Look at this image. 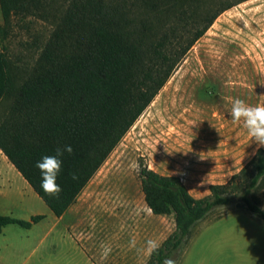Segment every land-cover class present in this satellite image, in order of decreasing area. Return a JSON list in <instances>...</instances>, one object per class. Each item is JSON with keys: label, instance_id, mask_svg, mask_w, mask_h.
<instances>
[{"label": "rangeland", "instance_id": "obj_1", "mask_svg": "<svg viewBox=\"0 0 264 264\" xmlns=\"http://www.w3.org/2000/svg\"><path fill=\"white\" fill-rule=\"evenodd\" d=\"M71 1L29 0V12L13 14L8 24L0 5V51L20 71L31 69ZM156 1L163 11L150 18L166 24L156 38L181 18L203 15L192 0ZM124 2L138 15L143 10L140 0ZM235 98L264 105V0L222 12L195 42L82 190L65 215L67 229L64 222L53 226L52 210L0 149V215L26 221L44 215L31 227L12 223L3 229L0 264H107L105 258L124 246L160 245L175 229V218L151 212L140 169L178 175L195 197L228 182L257 151L242 123L228 116ZM11 103L0 102V121ZM229 155H235L230 164L224 160ZM261 196L264 206V191ZM145 231L143 243L138 237ZM173 264H264V222L235 206L219 207L195 225Z\"/></svg>", "mask_w": 264, "mask_h": 264}, {"label": "trees", "instance_id": "obj_2", "mask_svg": "<svg viewBox=\"0 0 264 264\" xmlns=\"http://www.w3.org/2000/svg\"><path fill=\"white\" fill-rule=\"evenodd\" d=\"M140 1L138 15L124 0H72L27 71L0 51V102L12 99L0 121V149L57 217L76 201L195 42L222 12L246 0H192L202 6V17L181 18L158 38L166 24L160 27L149 14L162 12V4ZM0 5L6 24L30 9L29 0H0ZM64 145L72 153L60 158L61 192L54 198L41 189L35 162ZM139 177L151 211L175 218V229L145 264L178 259L195 225L219 207L235 206L264 222L263 147L228 182L210 185L202 197L192 195L178 175L144 165ZM43 217L0 215V233L9 224L31 227Z\"/></svg>", "mask_w": 264, "mask_h": 264}, {"label": "clouds", "instance_id": "obj_3", "mask_svg": "<svg viewBox=\"0 0 264 264\" xmlns=\"http://www.w3.org/2000/svg\"><path fill=\"white\" fill-rule=\"evenodd\" d=\"M228 116L233 122L242 123L251 141L256 143L257 149L264 147V105H248L243 99L235 98L233 99ZM54 151V155H42L35 162V167L40 171L41 189L46 194L55 198L61 192V187L56 182L62 168V159L60 158L65 153L71 154L72 147L70 145H64L62 148L57 147ZM71 175L73 179L76 178L74 173ZM147 243L149 251H154L159 247L155 241H148ZM163 264H173V261L171 259H165Z\"/></svg>", "mask_w": 264, "mask_h": 264}, {"label": "crops", "instance_id": "obj_4", "mask_svg": "<svg viewBox=\"0 0 264 264\" xmlns=\"http://www.w3.org/2000/svg\"><path fill=\"white\" fill-rule=\"evenodd\" d=\"M234 159H235V155H229V156H226L224 160L228 164H230V162H232ZM74 203L70 206V208L67 210V212L65 214H63L62 216L57 217L54 214L55 217H54L53 226L59 225L61 222H64L66 229L68 226H70L71 220L69 217L66 218L65 215H67V213L71 210ZM51 232H52V229H48L46 231V235H49ZM148 234H149V232L145 231L138 238H141L142 242L144 243L146 238H148ZM151 252L152 251H149V249H145V248L140 247V246L139 247L138 246L128 247V245H127V246L122 247L120 250L118 249L116 252L112 253L110 256H107V258H105V259L107 261V264H145L147 262V260L149 259Z\"/></svg>", "mask_w": 264, "mask_h": 264}, {"label": "bare ground", "instance_id": "obj_5", "mask_svg": "<svg viewBox=\"0 0 264 264\" xmlns=\"http://www.w3.org/2000/svg\"><path fill=\"white\" fill-rule=\"evenodd\" d=\"M249 16V15H248ZM256 17V16H255Z\"/></svg>", "mask_w": 264, "mask_h": 264}]
</instances>
